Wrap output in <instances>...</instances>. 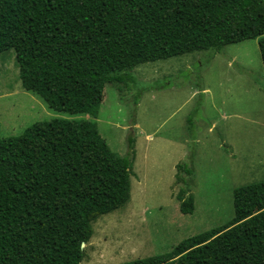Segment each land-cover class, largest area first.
Returning a JSON list of instances; mask_svg holds the SVG:
<instances>
[{
    "label": "trees",
    "instance_id": "1",
    "mask_svg": "<svg viewBox=\"0 0 264 264\" xmlns=\"http://www.w3.org/2000/svg\"><path fill=\"white\" fill-rule=\"evenodd\" d=\"M246 40L264 68V0H0V53L14 52L22 88L92 119L105 87L122 92L139 65ZM134 157L133 139L120 157L92 120L0 136V264H80L93 223L129 202ZM177 200L193 212L188 190ZM233 209L169 253L120 264H264V181L234 189Z\"/></svg>",
    "mask_w": 264,
    "mask_h": 264
},
{
    "label": "rangeland",
    "instance_id": "2",
    "mask_svg": "<svg viewBox=\"0 0 264 264\" xmlns=\"http://www.w3.org/2000/svg\"><path fill=\"white\" fill-rule=\"evenodd\" d=\"M122 92L104 89L96 119L50 109L26 92L13 51L0 53V136L39 122L92 120L120 157L134 140L127 205L98 218L80 264H120L169 253L228 223L233 190L264 181V68L258 41L145 63ZM150 135V136H149ZM182 173L176 183L177 165ZM185 171V170H184ZM194 199L182 214L179 191Z\"/></svg>",
    "mask_w": 264,
    "mask_h": 264
},
{
    "label": "water",
    "instance_id": "3",
    "mask_svg": "<svg viewBox=\"0 0 264 264\" xmlns=\"http://www.w3.org/2000/svg\"><path fill=\"white\" fill-rule=\"evenodd\" d=\"M82 247H84V244H82Z\"/></svg>",
    "mask_w": 264,
    "mask_h": 264
},
{
    "label": "crops",
    "instance_id": "4",
    "mask_svg": "<svg viewBox=\"0 0 264 264\" xmlns=\"http://www.w3.org/2000/svg\"><path fill=\"white\" fill-rule=\"evenodd\" d=\"M150 136V135H149Z\"/></svg>",
    "mask_w": 264,
    "mask_h": 264
}]
</instances>
